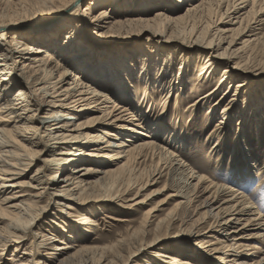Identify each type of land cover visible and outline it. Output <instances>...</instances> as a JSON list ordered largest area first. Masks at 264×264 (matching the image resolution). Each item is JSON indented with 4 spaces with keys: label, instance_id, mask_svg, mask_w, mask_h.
Returning <instances> with one entry per match:
<instances>
[{
    "label": "bare ground",
    "instance_id": "obj_1",
    "mask_svg": "<svg viewBox=\"0 0 264 264\" xmlns=\"http://www.w3.org/2000/svg\"><path fill=\"white\" fill-rule=\"evenodd\" d=\"M0 5L5 7L0 15L1 253L13 244L16 253L27 246L23 248V257L15 256L13 264H42L38 259L45 244L38 240L43 242L46 236L36 229L46 220L55 219L52 223L59 231L46 232L53 233L47 245L58 243L53 247L62 258L58 264H89L90 250L80 246L91 239L98 222L105 219H97L96 208L93 213L84 211V195L100 191L102 186L115 190L119 187L111 199H119L128 209L135 208L140 203L129 199L126 192L130 187L124 190L121 186L133 176V165L152 155L167 159L170 171L166 174L177 182V189H170L167 197L178 200L174 209L179 215L172 223L177 221L185 229L194 228L192 231L198 232V237L206 239L194 249L178 248L179 251H173L176 255L162 248L155 258L163 259L164 264H193L183 256L210 252L227 255L226 262L230 264H264V259L241 262L245 247L242 230L262 220L261 212L257 213L251 202L240 197L252 178L247 175L235 180L240 188L206 184L207 180L194 170L189 171L184 161L186 144L192 146L186 136L178 137L175 130L164 127L160 121L166 105L159 116L152 114L153 96H162L156 90L162 88L166 95L164 104L172 99L171 89L182 82L189 67L183 66L182 61L193 64L195 60L188 53L202 49L209 55L196 56L203 60L201 76L209 80L221 72L222 79L215 90L199 97L192 107L226 86L219 101L224 104L222 117L210 135L228 138L235 132L228 131L227 124L236 118L239 96L258 84L248 79L250 74L245 70L241 72L247 78L237 77L236 81L224 60L230 59L226 55L235 58L245 48L255 50L264 45V0H0ZM185 5V13L180 14ZM217 13L219 17L213 20ZM201 33L212 36L211 43L200 46L197 40L192 42ZM146 34L149 41L139 47V42H135ZM238 44L241 48L235 50ZM177 61L181 65V82L167 85L163 76L161 83H147L135 75V67L144 74L162 68L168 72ZM73 73L75 79L67 82ZM206 80L198 88L206 86ZM141 84L145 85V96L136 90ZM210 113L209 110L207 114ZM237 132V139L245 140L248 135ZM138 136L146 140L136 143ZM205 140H215V146L220 141L213 137ZM92 147H98L94 149L98 155L88 152ZM217 155L221 156L218 152ZM248 155L244 160L249 174L258 162L254 163ZM96 156L105 159L101 164L104 167H90ZM36 162L41 163L40 168L29 182H21ZM165 171L156 172V183L165 177ZM11 189L15 192L8 193ZM72 210L80 215H74L76 220L70 222ZM59 215L62 222L56 217ZM256 215L259 218H251ZM155 217L151 216L149 227ZM222 229L225 233L221 235Z\"/></svg>",
    "mask_w": 264,
    "mask_h": 264
},
{
    "label": "rangeland",
    "instance_id": "obj_2",
    "mask_svg": "<svg viewBox=\"0 0 264 264\" xmlns=\"http://www.w3.org/2000/svg\"><path fill=\"white\" fill-rule=\"evenodd\" d=\"M136 8L139 7L137 6ZM184 8L186 9V5L182 8L183 10H180V14L185 13ZM4 9L5 7L0 5V15L4 14ZM97 12L98 10L95 13ZM154 13L155 11L150 14L153 15ZM218 17L217 13L212 16V19L217 20ZM212 28H215V25ZM261 34V41H264V28ZM104 37L105 35L98 36L97 39H103ZM211 37L212 36L210 35L201 33L200 37L193 39L192 42L197 40L198 45L205 46L206 44L211 43L210 41L213 40ZM244 39L246 40V38ZM244 39L243 41H245ZM140 40L135 42H139V47H141L144 42L149 41L148 34H146L144 39ZM213 46H215V42ZM225 47H227L226 44L224 45V48ZM238 48H241L239 44L234 49L236 50ZM207 52L208 51L206 50L195 49L188 53L190 54L189 58L195 61L191 65L187 63V60L182 61L183 66H189L186 67L185 75H182V82L178 80V77L180 76L179 69L181 66L179 61H177L176 66L174 65V68H169L168 72L164 70L165 68H162L161 71L155 69L150 73L144 74L143 72L138 73L140 70H136L135 67V75L137 77H143V79L147 80V83H161L163 76H166L167 85L171 82H181L177 85L176 89H171L170 93L173 95V98L168 99L166 104H164L166 101V95L164 92H161L162 88L156 90L157 93L162 94V96H153L152 114L159 116L161 109L166 105L165 115L160 119L164 124L163 126L171 131L175 130L177 136L178 134L186 136L185 140L189 141L192 145L189 148V144H186L187 149L183 151L185 153L184 161L188 164L189 171L194 170L197 175L204 177V179L207 180L206 184L213 183L216 187L226 189L227 187L238 186L236 183L237 181L235 182V180L240 176L246 177L249 175L252 178V182L249 183L248 188L244 190L245 194L240 197L244 196V199L251 202L254 207L257 208L258 211L254 209L257 213L261 212L260 215H262V220L252 222V226L246 227L244 231L242 230L243 236L245 237V247L242 249L244 250L242 253L244 260L241 262L251 263L260 261L264 259V226L261 227L260 225H264V45L260 44L255 50L252 48H245L243 52L237 54L235 58L226 55V57L230 59L224 60L230 65V71L233 72L236 81H239L237 77L247 78L248 75L241 72V70H245L250 74L248 79L254 80L257 82L256 84H258L251 87L248 93L247 91H243L241 96H239V102L237 105L238 109L235 115L236 118L234 121L231 120V124H227L228 131L235 132L231 133L228 138H220L217 137V135H210L213 133V127L216 126L215 124L219 123L218 121L222 117L221 108L224 104H220L219 101L227 91L226 86L218 93L213 94L205 100H199L195 107H192V104H194L199 97L215 90L222 79L221 72L217 73V75L215 74L209 80H206L207 77L205 78L204 76H201V69L204 68V64L202 65L203 60L200 61L196 56H207L209 55ZM220 53L222 54V51H220ZM251 53L252 56H250ZM61 64L63 66V62H61ZM219 66L225 67V64L220 63ZM106 67H108V65H106ZM234 67H237L238 71L232 70ZM157 71L159 72L156 73ZM256 74L262 77H256ZM73 76L74 73L69 76L67 82L75 79ZM202 79L204 81L206 80L208 83H206V86L198 88V84L203 81ZM183 82L186 83V85H184ZM233 84L235 87L236 84ZM180 88L181 90H179ZM144 89L145 85L143 84L136 88V90H138L137 92L140 93V96H145L143 94L145 93ZM232 90H234V88L231 89V91ZM147 95H151V93ZM245 97H249L248 100H246ZM209 110L212 111V113L207 114ZM146 111L147 107L145 109V112ZM240 115L242 117L239 121ZM209 117H211V119H209ZM258 118H261V120L257 121ZM237 131L241 132L240 134L242 135L244 133L248 134L245 138V140H247V145L244 144V139H237ZM138 137L140 138L135 140L136 143L141 141V139L146 140L142 136ZM207 137L219 139L218 146H215V140H211V142H207V144L205 140ZM181 140L183 139L181 138ZM205 147L208 148L206 149ZM95 148L98 147H92L88 152H94L95 155H98L99 153L94 151ZM112 151L113 150L110 152ZM110 152L105 151L104 153L109 154ZM217 152L221 155L219 158H217ZM247 155L251 160H254V163L258 162L249 174L248 163L244 160V157ZM86 159L88 160V158ZM91 160H95L89 164L93 169L104 167L101 164L102 162H106L103 157L99 156H96V158L93 157ZM139 162L140 163H135L133 165V170H135L133 171V176L127 179V181L121 186V188L124 187V190L130 187V191L128 190V192H126L129 199H134V203H140L135 208L128 209L121 205L122 202H119V199H111L119 187L115 190L111 189L110 186H102L100 187V191L88 193L83 197L85 198V203H87L84 211H90L93 213L96 208L99 217L97 219H105L100 220V223L98 222L99 226L95 227L96 232L91 234V239L82 242L83 245L80 246L90 250L89 264H148V262H152V264H164L162 262L163 259L155 258L157 252L161 251L160 249L164 248V250H170L172 255H176L173 251L178 250V248L183 247L189 250L191 248L194 249V247H199V243L206 240L204 237L202 239V236L198 237V232L192 231L194 228L185 229V227H181L180 223L177 221L174 224L172 223V221L179 215V211L174 209V205L178 200L176 198L167 200V197L171 194V190H174L177 187V182L175 181L174 183L171 180L170 175L166 174L170 171L167 159L163 156L152 157V155H149L147 160H140ZM40 165L41 163L36 162L26 172L27 176L21 178L20 181L29 182L30 178L36 173L35 171L40 168ZM105 167H108L107 164ZM112 168H115V166H112ZM160 169H165L166 175L156 183V180L159 178L157 173ZM240 187L241 186H238L237 188ZM18 191H20V189H18ZM12 192L11 189L8 193ZM99 199L105 201L93 203ZM129 204L132 205L133 202ZM70 212V215H72L70 216V222L76 220L74 215H80L76 214V211L74 210ZM51 213H56V211L52 210ZM79 213H82V210ZM104 214H107L111 218H105L103 216ZM152 215L156 217L151 219V222L153 221V223H151L149 227L148 222ZM260 215L252 216L251 218H259ZM56 217L59 219L60 215ZM245 218H247V216H245ZM53 221L55 222V219H48L41 223V226L36 229L37 232H43L46 236L43 242H41V238L38 240V243L45 244L46 246H43L41 249V258L38 259L42 264H58L62 259L61 256L56 254V251L53 250L54 245L58 243L55 242L54 245H47V243H49L48 240L49 238H52L51 235H53V233L46 231H51V229L57 232L59 231V229L53 225ZM208 221L209 220H207V222ZM62 225L63 224L61 223V226ZM240 227H242V225H240ZM224 233V229H222L221 235ZM235 235L237 234H234V236ZM232 238L233 237H230V243L233 242ZM209 240L214 241L213 238ZM29 244L30 242H27V245ZM78 244L80 245V242H78ZM15 246L16 245L14 244L11 245L10 248L7 249V252L5 251V253H2L3 255L0 256V264H5V262L6 264H13L15 256L19 255V259L23 257V248H27V246L22 247L19 253L14 252ZM80 247L77 250H80ZM71 252L73 253L74 250ZM154 258L157 260L154 261ZM183 258L189 259L193 264H230L226 262L229 259L228 256L222 253L198 252L197 255H184Z\"/></svg>",
    "mask_w": 264,
    "mask_h": 264
},
{
    "label": "snow or ice",
    "instance_id": "obj_3",
    "mask_svg": "<svg viewBox=\"0 0 264 264\" xmlns=\"http://www.w3.org/2000/svg\"><path fill=\"white\" fill-rule=\"evenodd\" d=\"M3 254L2 253H0V256H2ZM5 264H6V262H5Z\"/></svg>",
    "mask_w": 264,
    "mask_h": 264
}]
</instances>
